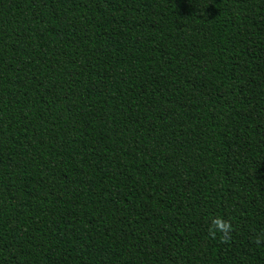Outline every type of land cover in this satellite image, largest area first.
Here are the masks:
<instances>
[{
    "label": "trees",
    "instance_id": "obj_1",
    "mask_svg": "<svg viewBox=\"0 0 264 264\" xmlns=\"http://www.w3.org/2000/svg\"><path fill=\"white\" fill-rule=\"evenodd\" d=\"M0 264H264V0H0Z\"/></svg>",
    "mask_w": 264,
    "mask_h": 264
},
{
    "label": "clouds",
    "instance_id": "obj_2",
    "mask_svg": "<svg viewBox=\"0 0 264 264\" xmlns=\"http://www.w3.org/2000/svg\"><path fill=\"white\" fill-rule=\"evenodd\" d=\"M216 224H217V226H219V225L221 224V222H220V221H216ZM227 227H228V226L225 224V225H224L225 230L227 229Z\"/></svg>",
    "mask_w": 264,
    "mask_h": 264
}]
</instances>
